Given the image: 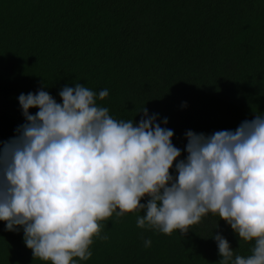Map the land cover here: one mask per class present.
Listing matches in <instances>:
<instances>
[{"label": "trees", "instance_id": "16d2710c", "mask_svg": "<svg viewBox=\"0 0 264 264\" xmlns=\"http://www.w3.org/2000/svg\"><path fill=\"white\" fill-rule=\"evenodd\" d=\"M76 83L117 120L138 124L146 107L174 131L184 159L187 131H235L264 115V0H0V141L26 122L21 94L42 89L62 104L59 92ZM143 215L102 221L108 239H94L92 257L77 264H220L215 233L233 259L254 246L211 213L186 235L141 229ZM0 264L50 262L34 259L22 227L0 221Z\"/></svg>", "mask_w": 264, "mask_h": 264}, {"label": "clouds", "instance_id": "9594fccd", "mask_svg": "<svg viewBox=\"0 0 264 264\" xmlns=\"http://www.w3.org/2000/svg\"><path fill=\"white\" fill-rule=\"evenodd\" d=\"M59 95L62 104L42 89L21 94L26 122L0 141V221L8 231L23 228L34 259L87 261L94 239H108L102 221L142 211L137 227L165 235H186L218 215L240 241H254L250 255L233 259L229 241L215 233L220 264H264V115L235 131H187V156L179 159L174 131L146 107L136 124L113 118L80 83ZM108 95L104 89L98 98Z\"/></svg>", "mask_w": 264, "mask_h": 264}]
</instances>
